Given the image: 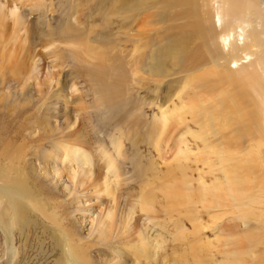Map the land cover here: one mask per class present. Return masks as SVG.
<instances>
[{
  "label": "bare ground",
  "instance_id": "6f19581e",
  "mask_svg": "<svg viewBox=\"0 0 264 264\" xmlns=\"http://www.w3.org/2000/svg\"><path fill=\"white\" fill-rule=\"evenodd\" d=\"M94 1L95 10L114 17L113 23L104 20L109 27L113 25V30L104 34L114 39L112 52L115 48L121 55L123 36L133 38L130 41L137 53L128 67L120 59H114L117 64H108L111 51L107 54L100 46L110 39L104 41L100 30L89 37L96 32L95 26L83 31L78 27V15L74 24L69 22L76 10L69 9L67 2H60L56 27L45 25L48 29L44 30L40 23L31 33L38 42H48L50 48L55 49L56 43L68 46V53L61 51L58 60L67 57L62 61L71 63L76 76L97 83L91 93L95 101L92 108L102 123L106 120L125 125L126 114L141 120L139 114L144 108L127 98L128 75L161 80L179 76L176 80H187L196 93L187 97L173 115L158 119L144 132L135 128L118 130L122 136L131 134L132 151L143 140L140 133L155 138L169 135L171 155L164 160L166 170L142 162L138 153L125 163L117 142L111 147L116 158L106 147H99L98 156L83 149L88 147L84 136L75 129L65 131L75 125L67 108L57 111V107L49 106L48 101L64 98L48 91L56 73L49 76V84L35 83L37 101L23 104L22 96L31 86L27 81L34 75L33 70L24 68L23 60L36 63L34 59L42 60L43 53L31 52L32 41L26 43L30 47L18 46V33L11 30L27 28V20L0 6V33L3 38L6 34L0 44V86L6 87L11 80L21 88L16 102L13 92H0V107H5L8 118L14 115V122L0 132L2 145L12 140L9 153L0 157V197L9 214V219H0V224L9 223L22 232L38 230L34 232L36 247L47 264H264V0ZM13 6L17 5L6 8ZM29 10L40 13L42 8L36 4ZM88 11L93 13L94 9ZM91 16L85 15V22ZM134 22L136 32L131 29ZM55 52L52 57L57 56ZM60 83L55 84L64 86L65 92L69 85L63 80ZM146 106L149 109L151 102ZM69 107L79 116L88 109L83 104ZM132 112L136 115L131 116ZM60 114L69 122L62 128L52 127L51 121ZM32 128L39 132L26 141L25 132ZM61 143L63 148H58ZM58 150L66 153L63 160L68 159L67 163ZM35 154L40 163H45L40 176L27 162ZM45 157L49 161L58 159L56 167L45 162ZM126 166L134 182L122 177ZM63 174L70 186L59 191L54 183L57 185ZM133 187L140 194L130 193ZM90 194L99 212L82 237L80 227L86 224V217L92 216L88 208L91 204L86 205ZM49 196L56 202V215L41 222L38 217L47 219L52 208ZM104 202L108 204L105 209L101 207ZM155 215L168 223L166 232L176 233L168 246L163 240L162 246L156 247L159 238L144 224L146 221L156 226L152 221ZM205 219L213 226L203 223ZM205 229H210L213 240L205 239L209 238L208 233L203 236ZM45 244L51 248L46 255L40 252ZM120 252L118 258L112 256Z\"/></svg>",
  "mask_w": 264,
  "mask_h": 264
},
{
  "label": "rangeland",
  "instance_id": "374dc122",
  "mask_svg": "<svg viewBox=\"0 0 264 264\" xmlns=\"http://www.w3.org/2000/svg\"><path fill=\"white\" fill-rule=\"evenodd\" d=\"M86 1H91V2L88 3ZM101 1L105 4L106 0H101ZM60 2H67V6L69 9L76 10V12L71 13V14H74V16L69 20V22L74 24L75 23L74 19L75 18L77 19V15H78L79 19L81 20V23H80L81 25H78V27L80 26L83 31L88 32L87 30H84V29L89 28L88 26H95L94 31L96 32H93L92 34H90L89 37L97 33V30H100V33L103 32V34H101L100 36H105L104 35L105 32L109 30L111 31L113 30V25L112 27H109V25H107L106 21L104 20L107 19L113 23L114 17L112 16L108 17L110 15L109 13H102L100 10H95L94 6L96 4V1L94 0H0V6L7 7V5H17L11 8L5 7V9L6 11L8 9L16 11L17 13L22 15L27 20V23H26L27 28L25 27V29H22L21 31H18L15 28L11 30V31H16L18 33V37L16 38V43L18 44V46L22 47L25 44V46L30 47L31 44H26V43H29L30 41H32L33 45L30 48L31 52L33 54L43 53V58H41L42 60H40V58L38 57L34 59L36 63H33L32 60H29L27 58L26 60H23L25 63L24 68L25 69L29 68L33 70V73H31V75L33 74L34 75H33V80L29 79V81H27L31 85L29 87L30 91L27 93V95L25 94L24 96H22L24 100H21V102H23V104L29 105V103L32 102L33 100L37 101L35 90L38 89V87L35 85V83H38V82L42 83L43 81H47L48 83L49 76H51V74L56 73L55 74V76L57 75L55 77L56 79L52 80V82L51 81L49 82L52 84L48 83L50 85L48 91L49 93H53L55 91V93L57 92L58 95H61V96L64 95V98L63 100L60 99L59 101H55V100L48 101L49 106L52 108L54 106L53 109L57 107L56 108L57 111L62 110V108H67L66 111L69 112L68 117H70V121L72 122L75 121V125L73 126L72 124L68 128H65V131L73 130V129L79 131L82 134V136H84L85 142L88 144L87 148H83L81 146H77V147L79 148L81 147L88 152H94L96 156H98V154L100 153L98 152L99 147H106L108 148L107 149L108 152H110L116 158V152H114L111 147L113 144H115V142H117L120 144L121 157L124 158L125 163H129L130 161H132L134 158V155L138 153L142 155V162L148 161L150 165L151 163H154L155 168L160 169L162 172L165 171L166 168H165L164 160H168L171 155L170 145H171L172 140L169 135H166L165 133L159 134L155 138L154 136L149 137L148 135L142 136V133H140L141 134L140 137H142L143 140L139 141V143L134 146V148L135 149L137 148V149L132 151L130 149V142L132 140L131 134H127V136H122L121 134L118 133V130L119 128L122 127L123 130L127 132L132 130L133 128H135L136 131L138 132L139 131L144 132L150 129V127H152L154 124L158 123L157 122L158 119L160 120L161 118H166L167 116L169 117L173 115V113L181 109L184 106L187 97L194 96L196 91H194L191 87L187 85V80H185V78L181 80H176L177 77L179 78V76L167 77L165 80H161L160 78H157V77L147 78L141 75L131 78V76L129 77L128 75L129 78L127 77L128 79L126 78L125 82H127V86H129L128 92L130 93L131 98L130 97H127V98L130 101L132 100L136 106L143 107L144 110L142 111L145 113L140 111L141 114H139V116L141 117V120L138 118L133 119L132 117L126 114L124 116L126 118L125 125L124 123L123 124L118 123V125L116 126V124L110 123L106 120L102 123L101 118L98 115H95L93 113L94 108H92L95 101L93 100L91 93L96 89L97 83H93V82L87 83L82 78L76 76L75 74L76 70L71 65V63L70 62L68 63V61H65V62L62 61V59L64 60L67 57L61 58L60 61L58 60V58L61 56V53H60L61 51H62V54L68 53L67 52L68 46H66L65 44L59 45L53 41L54 43H56L55 44L56 48L55 49L50 48V45L47 44L48 42H44V40L42 42H38L35 34L31 33V31L33 30V27H36L40 23L43 25L42 27L44 30L48 29L45 25L56 27L58 16H59V12L57 11H60L59 10ZM36 4H39L42 10L40 11V13L39 12L30 13L29 9L31 7H34V5ZM89 8L94 9L93 13L88 11ZM85 15L87 16L92 15L91 17L93 18V20H91L92 18H89L88 22L87 21L85 22V19H84ZM7 21H10V20L7 19ZM136 25H137L136 22L131 24V29L133 30V32L135 31V29H137L135 27ZM2 30L3 28H0V32ZM83 33L85 34V32ZM141 35L142 34L140 33L139 36ZM101 38H104V41H106L105 39H110L109 42H106L100 46V48L105 49L106 53L108 54L109 51H111L110 50L111 47L114 46V39L111 37L108 38L106 36L101 37ZM4 39L6 40V34H4V38H3L0 33V44L4 41ZM132 39L133 38L131 36L130 38L128 35L123 36L122 47H124V52L121 53L120 55L119 52H117V49L114 48L113 52L111 51L110 55L107 56V59H110V60H107L108 64L110 63L117 64L116 61L120 59L119 61L121 62L124 61L123 65L128 67L127 63L130 60H132V55L134 53H137L135 52L136 51L135 48L132 47V41H130ZM59 47L62 48V50L59 49ZM55 50H56L55 53L57 54V56L54 55V57H52V55L54 54L53 52ZM58 53H60V55H58ZM111 57H113V60L111 59ZM55 58L58 61L57 60L55 61ZM21 59H23V57ZM114 59L116 61H114ZM114 74L116 75L115 72L113 73V75ZM46 75L47 77H45ZM62 80L63 82H65V84L69 85L65 92L63 91L64 86L61 85L62 87L60 88V87H57L55 84L58 82L59 83L62 82ZM53 81H55V83ZM51 85L53 86L51 87ZM5 86L6 87L0 86L2 87L0 92L3 94L4 93L8 94L9 91L13 92L12 93V97H14L13 101L16 102L15 98L19 96L20 89H21L20 86L18 87L11 80H9V82L5 84ZM132 88L136 92V94L132 90ZM61 89H62V92H61ZM80 96H82L81 99H79ZM70 101L72 102L71 105H70ZM135 102L138 103L139 105H137ZM149 102H151V107H149V109H146L148 108L146 105H148ZM80 103L85 105L88 109L85 113H82L79 116V114L73 112L69 106L79 107V105H81ZM132 109H133V106H132ZM135 115L136 114L132 112L131 116H135ZM115 116L117 118H120L119 113H116ZM13 117L14 115L8 118V114L5 112V107H0V132L2 131L5 125L8 126V124L14 122ZM68 122L66 121L65 117L64 116L61 117V114H60L58 118H53L50 124L52 127L57 126L58 128H62L61 126L64 127L65 124H67ZM38 132H39L38 128H32L30 132H25L26 141L29 138H36ZM0 136H2V133L0 134ZM63 144L61 143L58 146V148H63ZM11 145H12V140L11 142H8V144L6 145H2L0 142V157L2 156V154L9 153ZM47 148L48 147L46 146L44 150H47ZM37 150H40V149L37 148ZM58 153L60 154L61 160H63V157L66 153L64 151L62 152L61 150H58ZM46 155H48V151L45 153V156ZM160 155H162L161 159H158V156ZM28 159H27L28 165L34 169V172L38 176H40L43 173L41 169L45 163L42 164L38 161V154H35L34 156L30 155ZM14 160L16 161V158H14ZM46 161H49V159H46L45 157V162ZM49 162L52 164L55 162V164L53 165L51 164V166L56 167L58 163V159L55 161H49ZM63 162L67 163L68 159H64ZM16 166L18 167L20 172H22L19 164H16ZM122 177L125 180H127V182L129 183L134 182L135 180L132 178L131 171L130 169H128L127 166L123 167ZM49 178H50L49 181L53 183L54 180H51V176ZM65 186L69 188L70 185H69L67 176H64L63 174L62 178L58 181V184L56 185L54 183V188L58 189L59 191L60 190L62 191L64 190ZM135 188L137 187L129 188L130 193L140 194V192L134 191ZM49 198H50L52 208L50 209L47 219L44 218L43 216L38 217V220H40L41 222H46L48 221L50 217L56 215L55 206H54L56 202L53 201L52 197L49 196ZM87 199L88 201L86 202V205L91 204L88 208H90V213L92 214V216L86 217V220H85L86 224H83V227H80L82 237H84L88 233V230L91 227V223H90L91 220L92 219L95 220L99 212V206L96 207V205H94L96 200L92 196V194H90ZM104 203L106 204V202ZM107 205L108 204H106L105 206H101V207L105 209ZM135 216H134V219H135ZM0 219L4 221H7L9 219L6 202L1 197H0ZM139 220L143 221L144 219L139 217ZM152 221L154 224H156V226H153V224L150 225L146 223V221H144L145 222L144 224L147 226V230L151 229L153 233L159 238L155 242V245L159 244V246H162L163 240H165L166 242L165 244L166 246H168L170 238L171 239L176 238L175 237L176 233L174 231H170V232L165 231V228L168 226V223L162 220V216L155 215L152 218ZM206 221L207 219H205L203 223L207 225L209 224V226H213L211 224V221H207V222ZM58 224H61L60 220ZM171 224L173 225V223ZM187 226H188V223H187ZM209 230L210 229H205V233L203 234L204 236L205 234L207 235L208 233L209 238L205 237V239L208 241L213 240L215 237V236H212V232L211 233L208 232ZM36 231L34 230L32 231L29 229L28 231L22 232L18 230L14 225H11L9 223L0 224V264H45V263L47 264L48 262L43 258L44 256L38 254V248L36 247L37 236L35 235L36 233L34 234V232ZM148 235L150 236L151 234H148ZM40 250H41L40 252L45 251V255H46L49 253L51 248L48 247L47 244H45L43 248H41ZM122 253L123 252H120L118 254L116 253V254H113L112 256H114V258H118V255ZM31 260L33 261V263ZM49 260L51 261L52 258L49 257L48 261ZM128 264H132V262H128Z\"/></svg>",
  "mask_w": 264,
  "mask_h": 264
}]
</instances>
